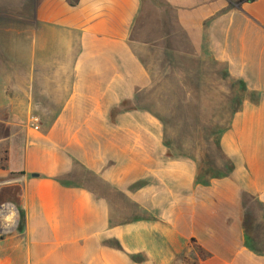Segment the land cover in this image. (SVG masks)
Masks as SVG:
<instances>
[{"label": "crops", "instance_id": "0c3cea01", "mask_svg": "<svg viewBox=\"0 0 264 264\" xmlns=\"http://www.w3.org/2000/svg\"><path fill=\"white\" fill-rule=\"evenodd\" d=\"M26 1L0 18V264H264V0ZM223 69L233 170L198 183L159 100L222 108Z\"/></svg>", "mask_w": 264, "mask_h": 264}, {"label": "rangeland", "instance_id": "374dc122", "mask_svg": "<svg viewBox=\"0 0 264 264\" xmlns=\"http://www.w3.org/2000/svg\"><path fill=\"white\" fill-rule=\"evenodd\" d=\"M30 5L31 3L26 0H0V18L33 17L34 12L27 9ZM216 81L218 85H222L224 100L222 108L219 106L215 108L214 105L206 106V101L201 108L184 105L182 92L175 93V97H166L164 92L163 98L159 100L158 110L161 118L164 119L167 141L176 153L186 151L188 148L191 155L197 157L200 167L212 166L214 169L225 171V162L219 156L213 140L218 129H224L228 125L233 108L226 100L230 99L232 94H239L241 87L226 79L224 69L221 82L218 77ZM211 82L214 81L210 80ZM190 102L198 103V100ZM15 191L17 192L18 189ZM19 221L20 215L16 221L17 229Z\"/></svg>", "mask_w": 264, "mask_h": 264}, {"label": "trees", "instance_id": "16d2710c", "mask_svg": "<svg viewBox=\"0 0 264 264\" xmlns=\"http://www.w3.org/2000/svg\"><path fill=\"white\" fill-rule=\"evenodd\" d=\"M256 0H239L240 3H244V2H254ZM226 75V79H228V76L227 74ZM230 82H232L230 80ZM240 93L239 94H234V97L232 98L233 99V103L232 104V111H231V114L235 113L238 109H239V105H240V95L245 91V88L242 84H240ZM165 124V123H164ZM219 133V132H218ZM218 133H217V138H214V144L216 146V150L217 152L219 153V156L221 154V158L222 160H224L225 162V171H222V170H217V169H214L212 166H209V167H199V170H198V174H197V177H196V181L198 183H204V184H207L208 181H209V178L211 177H225L227 175H229L230 172H232L233 170V165L232 163L221 153L220 151V145H219V136H218ZM168 147H169V144H167ZM23 227H24V214L23 212H20V221H19V227H18V231L19 232H22L23 231Z\"/></svg>", "mask_w": 264, "mask_h": 264}, {"label": "built area", "instance_id": "2783aa9c", "mask_svg": "<svg viewBox=\"0 0 264 264\" xmlns=\"http://www.w3.org/2000/svg\"><path fill=\"white\" fill-rule=\"evenodd\" d=\"M32 123H33L34 127L37 129L38 128V126H37L38 125L37 118H34Z\"/></svg>", "mask_w": 264, "mask_h": 264}, {"label": "water", "instance_id": "95a60500", "mask_svg": "<svg viewBox=\"0 0 264 264\" xmlns=\"http://www.w3.org/2000/svg\"><path fill=\"white\" fill-rule=\"evenodd\" d=\"M3 230L2 229H0V232H2Z\"/></svg>", "mask_w": 264, "mask_h": 264}]
</instances>
